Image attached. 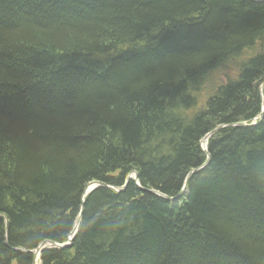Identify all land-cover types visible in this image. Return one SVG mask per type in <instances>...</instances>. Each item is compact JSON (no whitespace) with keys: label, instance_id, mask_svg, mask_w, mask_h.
I'll return each instance as SVG.
<instances>
[{"label":"trees","instance_id":"1","mask_svg":"<svg viewBox=\"0 0 264 264\" xmlns=\"http://www.w3.org/2000/svg\"><path fill=\"white\" fill-rule=\"evenodd\" d=\"M263 110L264 0H0V264H264Z\"/></svg>","mask_w":264,"mask_h":264},{"label":"water","instance_id":"2","mask_svg":"<svg viewBox=\"0 0 264 264\" xmlns=\"http://www.w3.org/2000/svg\"><path fill=\"white\" fill-rule=\"evenodd\" d=\"M263 111H264V110H263ZM262 118H263V113H262L261 116H260V119H262ZM222 128H223V127H219V128H217V129H215L212 133H210V134L207 136L206 139L208 140L213 134H215L216 132H218V131L221 130ZM209 162H210V158L208 157V159H207V161L205 162V164H204L199 170L203 169V168H204ZM195 172H196V171H192V172L190 173L189 177H190L192 174H194ZM134 176H135V180H138V175H137L136 173H134ZM131 179H132V177L130 176V177L127 179L126 184H125V186L123 187V189H125V187L128 185V183L130 182ZM188 180H189V179H186V184H185V186H184L182 192H181L177 197H175V198H169V199L167 198V199H168V200H171V201H173V202H176V201L181 197V195L185 194V192H186V190H187V189H186V186H187ZM92 185H93V186H92ZM91 187H92V188H91ZM99 187H107V186L104 185V184L95 183V182L90 183V184L87 186V188H86L85 195H87L88 193H90L91 191H93V190H95L96 188H99ZM78 226H79V222L77 223V225H76V227H75V231H74V233H73V236L70 237L69 242H68L65 246H71V244H72V240H73V237L75 236V234H76V232H77ZM48 246H58V247H60V248L65 247V246L56 245V244H54V243H52V242H44V243H42V244L40 245V247L35 251V256H36L37 258H39L41 251H42L44 248L48 247Z\"/></svg>","mask_w":264,"mask_h":264},{"label":"rangeland","instance_id":"3","mask_svg":"<svg viewBox=\"0 0 264 264\" xmlns=\"http://www.w3.org/2000/svg\"><path fill=\"white\" fill-rule=\"evenodd\" d=\"M223 74H224V72H223ZM207 136H208V135H207ZM206 138H207V137H206ZM206 138L203 140V143H202L201 146H202L203 150L207 152V149H206V142H207L208 140H207ZM131 176L134 178V174H132ZM92 186H93V185H92ZM91 188H92V187H91Z\"/></svg>","mask_w":264,"mask_h":264},{"label":"bare ground","instance_id":"4","mask_svg":"<svg viewBox=\"0 0 264 264\" xmlns=\"http://www.w3.org/2000/svg\"><path fill=\"white\" fill-rule=\"evenodd\" d=\"M193 175V174H192ZM69 240H70V238H69Z\"/></svg>","mask_w":264,"mask_h":264}]
</instances>
